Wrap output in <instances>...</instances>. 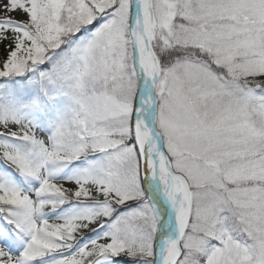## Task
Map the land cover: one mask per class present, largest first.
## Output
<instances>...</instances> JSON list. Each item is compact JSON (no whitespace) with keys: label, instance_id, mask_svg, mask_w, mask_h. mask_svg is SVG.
Segmentation results:
<instances>
[{"label":"snow or ice","instance_id":"obj_1","mask_svg":"<svg viewBox=\"0 0 264 264\" xmlns=\"http://www.w3.org/2000/svg\"><path fill=\"white\" fill-rule=\"evenodd\" d=\"M0 264H264V0H0Z\"/></svg>","mask_w":264,"mask_h":264}]
</instances>
